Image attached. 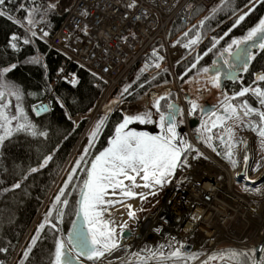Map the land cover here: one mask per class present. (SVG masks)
<instances>
[{"label": "trees", "instance_id": "16d2710c", "mask_svg": "<svg viewBox=\"0 0 264 264\" xmlns=\"http://www.w3.org/2000/svg\"><path fill=\"white\" fill-rule=\"evenodd\" d=\"M255 1L222 0L214 8L215 11L205 19L203 26L198 28L204 34L214 31L212 34L214 38H219L227 32L228 34L210 54L187 73L186 77H190L195 69L210 68L217 60L219 53L227 48L232 39L247 35L258 25L264 17V3L261 2L251 8ZM41 5L46 3L42 0H6L3 10L7 15L0 16V67L16 64V68L8 76L11 82L24 93L21 106L29 120L39 130L47 133L46 137H33L27 133L16 134L10 141H6L5 148L0 152V264H8L11 261L31 230L87 126L89 120L87 116L96 108L106 88V83L97 75H93L92 72L76 63L69 62L64 55L39 37H32L24 20L28 11ZM202 13L198 11L197 18ZM8 15L12 18L9 19ZM243 15H245L244 20L239 21V17ZM63 19L64 15L56 9L55 12L44 17L43 22L40 23L45 30L54 33ZM36 20L40 21V17L36 16ZM222 24L224 25L219 29L218 27ZM184 28L178 22L172 31L173 36ZM191 35L193 36L194 32ZM13 36L18 39L13 41ZM25 39H30L31 42L25 44ZM212 41L211 38L206 46L203 45L204 47L202 46L188 59L179 63L175 67L176 74L181 76L190 69L196 57H200ZM12 43H16V49L12 48ZM34 57L38 58L39 63L31 62ZM259 72H264V51L254 58L246 80L228 83L225 87L226 93L234 94L244 87L257 84L256 77ZM63 76H74L77 82L67 83L62 80ZM147 78L148 76L144 75L141 81ZM170 80L168 73L158 75L150 86L164 84ZM142 93L143 90H140L137 95L142 96ZM246 98L249 96L238 98L236 103ZM45 99L50 101L49 111L38 115L35 107ZM12 101L16 104L15 98H12ZM171 102V98L161 100L162 111L166 110ZM61 104L63 107L60 106ZM123 116V113L115 112L107 120L96 146L98 153L106 147ZM76 118L82 119L75 122ZM246 130L250 131L248 128ZM226 144L221 143L219 138L215 144L217 152L221 155H224L229 148V146L225 148ZM49 155L52 159L47 165L41 167L43 159ZM32 168L38 170L31 172ZM77 176H74L71 182L61 185L64 189V196L61 199L67 198L72 191ZM16 183L20 184L19 188L14 187ZM76 200V197H73L71 202L69 201L62 222L57 218L52 219L51 213V223H56L60 230L58 233L51 224L45 225L42 232L39 228L31 232L26 240L25 248L29 247L31 240L38 233L39 239L32 247L28 258L23 259L20 264H52L55 239L59 238L61 232L68 234L75 216ZM52 206L51 204L50 207ZM236 259H239L242 264H248L246 257L229 258L221 264H236Z\"/></svg>", "mask_w": 264, "mask_h": 264}, {"label": "snow or ice", "instance_id": "6c2138e0", "mask_svg": "<svg viewBox=\"0 0 264 264\" xmlns=\"http://www.w3.org/2000/svg\"><path fill=\"white\" fill-rule=\"evenodd\" d=\"M264 3V0H261ZM6 0H0V16L7 15L3 10ZM129 8H135V0L127 5ZM57 8L56 3H47L46 5L36 6L27 13L28 30L31 31L32 25L37 23L36 16L40 17L39 22H43V18L50 13L55 12ZM215 11V9L213 10ZM87 15V13H82ZM8 18L12 17L8 15ZM244 16L239 17V21L244 20ZM135 19H139L136 17ZM237 21V23L239 22ZM87 32V28L84 29ZM32 37L36 36L35 31H31ZM48 32H43V36H47ZM18 38L12 37L13 41ZM196 40H191V44L197 43ZM30 39H25L24 43H30ZM12 48L16 49V43H12ZM189 47L188 44L184 45ZM215 47V44L213 45ZM252 47H256L264 51V20H261L258 25L252 28L242 40H233L227 48L220 52V57H223V65H227L225 69L222 65L213 62L216 66L214 71L209 68H203L205 74L210 71L213 74L210 77L213 87H221L223 79L234 81L238 75V68L244 71L248 68L249 60L255 57L252 54ZM235 48V50H233ZM208 51H212L211 48ZM227 54V55H225ZM156 53H153L155 56ZM207 55V53H205ZM201 57L197 56L196 61L199 62ZM162 59V58H161ZM32 63H39L38 58H32ZM159 67V64L155 65ZM196 65L193 64L192 67ZM147 67V65H146ZM16 68V64H10L6 67H0V152L5 148L6 141H10L16 134L27 133L33 137L47 136V133L41 131L37 126L29 120L27 113L21 106L24 93L22 90L11 82L8 74ZM191 71V69H188ZM95 75V73H93ZM183 78V77H182ZM256 79L264 82V74H258ZM76 81H73L75 83ZM143 86L142 84L140 85ZM131 85L123 89L121 95L124 93L132 95L129 91ZM252 95L258 101L260 107H254L248 100L241 101L239 104H234L231 101L238 97H244L247 94ZM12 98H15L16 104L14 111H9L12 105ZM167 99L166 97L153 98V107L156 113L159 114V119H153L151 111H143L135 114H125L121 122L115 127V135L109 142V146L101 151L98 155L92 158L90 165L85 162V167L88 171L85 173L83 185L79 189L81 199L78 202L79 207L76 209L77 221H82L72 226V232L68 234L67 244L61 238L55 239V252L52 264H81L80 258L84 257L88 261H101L106 255L112 254L120 248V242L125 238V230L129 235L134 234L127 221L115 218L114 212L119 211L116 208L117 204L123 205L126 209L127 216L130 220H138L137 214L132 210L130 204H126L123 199H108L112 197L121 198H135L139 196L141 200H146L149 195L155 196L159 190L172 182L176 176L177 169L190 167L188 163V156L192 153L198 152V149L190 143L186 136L178 132L177 119L178 115L183 114V110L179 109L175 104H168L167 111H161L160 101ZM114 104H119L120 101H113ZM190 111L195 114L198 110L202 116L207 119L201 124V128L197 130L198 135L203 139V142L213 151H216L213 141L214 137L211 135L212 129L220 127L227 134V142L229 144L228 151L225 153V158L234 167L238 166V161L234 159V149L240 144L244 143L243 140L235 139V131L233 128L227 126L228 121L237 122V126H245L250 131L256 132L264 144V88L261 87H244L240 91L235 92L233 96L225 95L224 100L221 101L222 111L215 109H204L197 104L196 101L188 99ZM63 107V105H60ZM36 112L39 115L49 109L40 105L36 107ZM215 117L213 120L212 118ZM255 117V119H253ZM70 118V117H69ZM107 115L97 122L95 130L91 133L93 142L96 140L100 129L105 125ZM15 122V123H14ZM158 124L160 128L159 135H152L146 131H136L129 126L133 124ZM207 134V135H206ZM221 143L225 142V137H219ZM91 147V145H89ZM219 155V153H217ZM84 156H87L85 151ZM84 156L81 161H84ZM51 155L46 156L41 167L47 165L51 160ZM247 160L245 158L244 164L247 167ZM77 168L80 163H77ZM259 165H257V170ZM37 168H32L31 172H36ZM137 177L143 183L137 182ZM71 176L69 182H71ZM129 181L130 183H125ZM15 188H19L20 184L16 183ZM143 188L148 189V192L137 193L135 189ZM259 191V189H254ZM245 191L249 189L245 188ZM64 192L61 191L60 195L56 197L57 204H63L64 207L68 206V199L65 198L61 201ZM143 210V209H141ZM53 211H56V206L53 205ZM51 215V212L48 214ZM64 216L63 210L57 211V219L62 222ZM199 217L192 216L193 221H197ZM51 224V227L58 233L60 230L56 224L51 223L47 218L44 223L40 225L39 231L44 230L45 225ZM159 231V229H156ZM39 239V233L32 239L31 246L24 252V258L27 259L32 247L36 245ZM167 247L171 251L165 253L163 250L165 244H160L158 250L152 251L153 257L159 258L160 264H187L189 259L195 260L198 258L197 253H188L184 251L185 245L175 238H171ZM6 251V249H5ZM75 253L73 256L72 253ZM257 253L260 255L257 256ZM136 255H139L137 253ZM230 258L247 257L248 264H264V247L253 248L248 252H231ZM147 257L143 260L147 261ZM212 260L217 259L214 255ZM208 264V261H204ZM236 264H242L239 259H236Z\"/></svg>", "mask_w": 264, "mask_h": 264}, {"label": "built area", "instance_id": "2783aa9c", "mask_svg": "<svg viewBox=\"0 0 264 264\" xmlns=\"http://www.w3.org/2000/svg\"><path fill=\"white\" fill-rule=\"evenodd\" d=\"M221 1L135 0L137 6L129 8L127 5L133 0H72L63 13L62 23L54 33L45 30L39 23L33 25V31L47 40L51 47L70 62L95 73L106 82L107 91L115 89L121 82L127 80L137 66L147 65L146 68L166 69L174 84L175 93L182 103L183 121L188 128L191 114L185 109L175 67L192 52L194 44L190 43L191 40L179 41L178 38L183 34L181 32L176 34L177 37L176 35L170 37V34L178 22L189 30L195 24L198 11L208 12ZM85 12L87 15H82ZM136 17L139 19H135ZM85 28L87 32L84 31ZM45 31L48 32L47 36H43ZM185 44L189 47H185ZM156 64H159V67H156ZM259 107L258 103L257 108ZM188 140L198 149V152L188 156L190 167L177 169L176 176L164 189L157 209L139 218V221H143L149 216L154 218L158 213L159 221L165 225L166 230L156 231L158 228H152V233H158L159 239L143 242L140 250L136 248L130 251V246H126L128 255L134 258H128L126 264H160L158 256L153 257L151 253L158 250L160 244H165L163 250L165 253L171 251L167 243L173 237L175 241L185 245L184 251L197 253L198 258L189 259L187 264H202L204 259L221 248L242 250L249 239L253 240L252 248L264 247V243L257 246L258 228L264 233V144L258 135L238 132L236 140H243L244 143L234 149V159L238 161L236 167L225 157L220 159L214 156L192 137ZM246 157L247 167L244 164ZM203 164L219 165L224 168L227 176L232 179L228 191L223 187L217 192V197L213 198L204 190L199 194L193 190L192 185L195 187L202 185L196 181V172L207 175V172L198 169ZM212 178L214 179V176ZM218 181L223 182L224 177L218 176ZM245 188L249 191H245ZM201 202L213 205L219 210V215L217 214L214 220L217 227L215 235L209 238L194 236L189 241L180 238L177 229L172 225L175 219L171 220L169 214L177 213L176 208L183 206L184 216L190 218L193 210ZM220 206L223 207L222 212ZM194 215L197 216L194 213L191 216ZM197 217H199L197 222L203 219L202 215ZM134 230L135 225L132 228L133 233ZM137 253L139 255H136ZM259 255L257 253V256ZM144 257L148 258L147 261L143 260Z\"/></svg>", "mask_w": 264, "mask_h": 264}, {"label": "rangeland", "instance_id": "374dc122", "mask_svg": "<svg viewBox=\"0 0 264 264\" xmlns=\"http://www.w3.org/2000/svg\"><path fill=\"white\" fill-rule=\"evenodd\" d=\"M42 1H44L46 4L47 3H56L57 4V8L56 9L61 15L64 13V11H66V9L70 6V4L72 2V0H42ZM260 3H261V0H256L255 3H253V5L251 6V8H253L255 5H258ZM212 12H213V10L210 11V12L204 13L200 17L196 18L195 21H194L195 24H193L192 27L189 30H187V28H184L182 31H180L183 34L178 38V40L179 41H181V40L185 41L187 39L199 37L198 42L201 39V43H202L201 45L202 46L203 45L206 46V44L212 38L213 39L212 44H210L204 50V52L207 53V55L210 54L211 51H208V49L211 48L213 50L217 46V44L219 42H221L222 40L225 39L224 37L227 36V34H228V32H227V33H225L224 35H222L219 38H214V37H212V34H213L214 31L204 34L198 28L199 26L200 27L203 26V23H204L205 19L208 16H210V14ZM243 16L245 17V15H243ZM262 20H264V17L262 18ZM24 23L26 24V27H28L27 17L24 20ZM37 23L41 24L39 21ZM224 24L220 25L218 28L220 29ZM33 25H32L31 31H33ZM193 32H194V35L192 36L191 34H193ZM176 34L177 33H175L174 36ZM174 36H173L172 33L170 34V37H174ZM177 36L178 35H176V37ZM245 36H247V35H245ZM245 36L234 38V39L231 40V42L233 40H242ZM35 37H39L40 39H42L43 41L48 43L44 38H42L38 34H36ZM214 44H215V47H213ZM233 50H235V48ZM207 55H205V56H207ZM217 57H220V53H219V55ZM201 60L202 59H200L199 62ZM145 68H146L145 66H137L133 70V72L130 74L128 79L123 81V82H121L120 85L117 86L115 89H113L111 91H107L106 89L104 90V93L102 94V96H101L96 108L93 110L92 113L89 114V116H87V118H89L87 126H86L82 136L80 137L77 145L75 146V148H74V150H73V152L71 154V157L69 158L67 164L63 168V170H62V172L60 174L61 176L59 177V179L57 180V182L53 186V188L51 190V193L49 195V198L47 199L46 204L40 210L39 215L36 217V219H35V221L33 223V227L31 228V230L28 232L26 238L21 243V245H22L21 248L17 250V252L15 253L14 257L11 259V261L8 264H20L21 261L23 259H25L24 258V252L31 246V242H32V240H31V242L29 244V247L25 248V245H26V242H27L26 241L27 238L30 236L31 232L35 228H39L40 225L44 223L46 218L51 221V215L50 216L48 215L50 212L52 213V219H56L57 218V211H59V210H63V212L66 211L67 207H64L62 203L61 204H57L56 203V197L58 195H60L61 191L64 192V189H63V187L61 185L63 183H65V182H69V177L70 176H71V178H73L74 176L78 175L77 179L75 181L74 188L67 195L68 203H69V201L71 202L73 197H76V199L78 198V196L80 194L79 189L82 187L83 180L86 178L85 177V173L88 171V168L85 167V162H87V164L90 165V163L92 162V158L94 156L98 155L101 152L100 151L98 153V151H96V146H97L98 140H99V138H100V136H101V134L103 132L102 131L103 127L105 125L100 129L96 140L93 142V140L91 139V133L95 130V126H96L98 121H100L101 119H103L105 117V115H107V119H106V122H107V120L115 112H121V113H123V115H125V114H135V113L143 112V111H146V110L147 111H151L153 113V119L154 120H158L159 114L156 113L155 108L152 106L153 105V98L154 97L157 98V99L159 97H166L167 99L171 98L172 102L175 100L176 94L174 93V90H173L175 88H174V84H173L172 80H170V81H168L167 83H164V84L150 86V84L153 83V81L155 80V77H157L158 75L167 74L166 70H161L159 72H154L153 73L154 70H146ZM206 68H208V67H206ZM188 72L189 71H185L181 75V76H183V78L180 81V89H181L182 93L189 95V97H191V100L196 101L197 104L200 105L201 108L204 105L206 106V105L213 104V105L217 106L219 111H222L221 101L224 100L225 95L231 97L234 94L228 95V94H225L224 91L221 90L220 88L213 87L212 83H211V80H210L211 75L209 73L205 74L203 72V68L195 69V72L190 77H186ZM144 75H147L148 78L145 79V81L144 80L141 81V77L144 76ZM63 79L65 81H67L68 83H70V84H72L73 81L77 82V80H76V78L74 76H65ZM141 84L143 85L142 87L140 86ZM128 85L132 86L129 89V91L131 93H133V94L132 95H128L127 93H124V95L122 96L121 93L123 92V89L126 86H128ZM253 87L264 88V82L258 81V83L255 84L254 86H252L251 88H253ZM140 90H143V93L141 94L142 96L137 95V93ZM250 94H252V93H250ZM238 98H241V97H238ZM167 99H165V100H167ZM237 99L232 100L231 102L234 103V104H239L240 101L238 103H236ZM117 100H119L120 103L119 104H114L113 101H117ZM13 103H14V101H12V105L13 106L9 109V111H14L15 110V108H14L15 104H13ZM42 103H46V104L50 105V101L48 99H45V101H43ZM161 111H162V109H161ZM163 111L166 112L167 109L163 110ZM81 119L82 118H76L75 122H78ZM205 119H207V117L202 119L201 124L204 122ZM212 119L214 120L215 117H213ZM106 122H105V124H106ZM154 126L156 127L157 130H160V128H159V126H157V124H145V125H143V124H138L137 123V124L130 125L129 127L131 129L136 130V131H146V132H149L152 135H156L153 132H151L152 131L151 129L154 128ZM227 126L233 128L236 135H237L238 131H247L246 130L247 128L245 126H237V122H235V121H228L227 122ZM197 130L193 131V135L194 136L198 135ZM254 133H256V132H254ZM181 134L183 136L187 135L186 133H181ZM114 135H115V133L113 134V136ZM211 135L214 137V139H213V141H211V143H213L215 148H216L215 144H216L218 138L220 137V135L225 137V142L224 143H227L225 145V148H227L229 146L228 142L226 141L227 134L223 131L222 128H220V127L213 128L212 132H211ZM112 137H111V139H112ZM235 139H236V136H235ZM110 140L108 141V143H107L105 148H107L109 146ZM200 143L203 144L210 151H212L216 156H218L220 158H224V155H221L219 152H217V150L213 151L212 148L208 147L203 142V139L201 137H200ZM89 145H91V147H89ZM85 151H87V156H84ZM217 153H219V155ZM82 156H84V161H81V157ZM78 162L80 163V167L79 168H77V166H76ZM66 184H68V183H66ZM163 191H164V189L158 191V194L155 195V196L149 195L148 198L145 200V203L143 204L142 208H141L143 210H141V209L137 210V216H139L140 218H143L148 213H150L153 210L157 209V207L160 205V200H161V198L163 196ZM64 199H61V201H63ZM48 204L50 206H51V204L55 205L56 206V211H53V206L50 207ZM222 208L223 207L220 206V212H222L221 211ZM76 209H77V200H76ZM76 209H75V216H76ZM54 224H56V223H54ZM129 225H130V228L132 229L134 227L133 221H130ZM61 237L65 240V242H67V234H64V233L61 232L60 235H59V238H61ZM129 238H131V235L129 236ZM253 244H254L253 240L249 239L248 243L242 249L243 252L244 251L248 252L250 249H253L252 248L254 246ZM233 251L237 252L234 249H232V250H224V251H220V252L217 251L216 253H213V255H212V256L215 255L217 257V259L212 260L211 259L212 256H210L206 260L208 261V264H221L222 262H224L225 260H228L230 258L229 254L231 252H233ZM238 252H241V251H238Z\"/></svg>", "mask_w": 264, "mask_h": 264}, {"label": "bare ground", "instance_id": "6f19581e", "mask_svg": "<svg viewBox=\"0 0 264 264\" xmlns=\"http://www.w3.org/2000/svg\"><path fill=\"white\" fill-rule=\"evenodd\" d=\"M188 137L190 138V132L188 131ZM199 170L207 172V175L200 174V172H196V181L200 182L202 185L201 187H195L192 185L193 190L199 194L202 190L207 192L210 196L217 197V192L222 190L224 187L227 191L230 188V184H232V179H230L224 168L220 167L219 165H211V164H203L198 168ZM222 175L224 177L223 182L218 181V176ZM214 176V179L212 178ZM138 183H143L142 180H140L139 177H137ZM125 183H130L129 181H125ZM167 185L163 187V189L166 188ZM137 193L141 192H148V189L143 188H137L135 189ZM160 191V190H159ZM108 199H123L126 204H130L132 206V210H134L137 214V210H140L145 203V200H141L139 196L135 198H121L119 196L112 197L111 195L108 197ZM116 208L119 209V211L114 212L115 218L119 220L127 221L128 223L130 221H133V224L136 226V230H134V235L130 240L128 238L121 240L120 242V248L116 251H114L110 255H106L107 258L102 259L96 264H126V261L128 258L134 259L133 257L129 256L127 252V247L130 246V251L135 250L138 248L139 250L143 247V242H153L157 239H159L158 233H152L155 227L158 229H164L166 230L165 225H163L162 222L159 221V215H157L153 218V216L147 217L143 221L138 220H130L127 216L126 209L121 204H117ZM183 208V209H182ZM176 208L177 213H170L169 218L172 221V225L174 228L177 229V234L180 238L189 241L192 237L197 238H209L213 237L215 235V232L217 231V227L214 224V220L216 219V216L219 212V210H216L213 205L200 203L199 206H197L193 213L198 215H202L203 219L199 222L192 221L190 218H192L191 213L190 218H186L184 216V207L182 206ZM176 217V218H175ZM160 227V228H159ZM127 230H125V233ZM258 235V245L264 243V233L260 232V229L257 230Z\"/></svg>", "mask_w": 264, "mask_h": 264}, {"label": "water", "instance_id": "95a60500", "mask_svg": "<svg viewBox=\"0 0 264 264\" xmlns=\"http://www.w3.org/2000/svg\"><path fill=\"white\" fill-rule=\"evenodd\" d=\"M255 49H257L256 47H255ZM250 63V60H249V62H248V64ZM238 76V75H237ZM236 80V79H235ZM235 80L234 81H232V80H228V81H230V82H235ZM40 105H44V106H46L48 109H49V106L46 104V103H42V104H40ZM40 105H38V106H40ZM178 108H179V105L178 104H175ZM215 107L214 106H208L207 108H205V109H214ZM36 109V108H35ZM49 111V110H48ZM48 111H46V112H48ZM35 112H36V110H35ZM46 112H42V113H40L39 115H42V114H44V113H46ZM37 113V112H36ZM200 116L201 117H203L201 114H200ZM178 117H179V115H178ZM200 124H201V121H200V119H199V117H194V118H192L191 119V122H190V129L191 130H194V129H197V128H199V126H200ZM181 132H185V128L183 127V128H180L179 129ZM196 138L198 139L199 138V136H196ZM111 141V140H110ZM80 199H81V195L79 194V196H78V199H77V208L79 207V201H80ZM82 221H77V218H76V216L74 217V220H73V222H72V225H71V227H70V231H69V233H71L72 232V226H73V224L74 223H77V224H79V223H81ZM68 233V234H69ZM130 235L128 234V232H126L125 233V238L124 239H126V238H128ZM68 237V236H67ZM66 244H67V242H66ZM72 255L74 256L75 255V253L73 252L72 253ZM80 261H81V264H89V263H92V261H88V260H86L84 257H81L80 258Z\"/></svg>", "mask_w": 264, "mask_h": 264}, {"label": "flooded vegetation", "instance_id": "af4514ba", "mask_svg": "<svg viewBox=\"0 0 264 264\" xmlns=\"http://www.w3.org/2000/svg\"><path fill=\"white\" fill-rule=\"evenodd\" d=\"M261 52H262V51L259 50L258 48L255 49V47H252V54H253L254 57H256L257 55H259ZM253 61H254V59L250 60V63L248 64V68H247L246 71H244L242 68H238V70H237V71H238V76H237V78H236L235 81H238V82L240 81V82H241V81L246 80V77L248 76V72H249V70H250V67H251ZM219 64L222 65L225 69H227V67H228L227 65H223V61H221ZM214 69H215V68H214ZM214 69H212V70L214 71ZM211 73L213 74L212 71H211ZM260 73H261V74H264V72H260ZM228 83H230V81H228V80L222 78V81H221V88L224 90V88L226 87V85H227ZM248 87H249V86H248ZM204 107H205V106H204ZM143 125H145V124H143ZM151 130H152L151 132H153V133L160 134V130H157L155 126H154V128H152Z\"/></svg>", "mask_w": 264, "mask_h": 264}]
</instances>
